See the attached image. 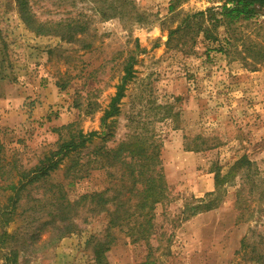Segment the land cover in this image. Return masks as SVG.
I'll use <instances>...</instances> for the list:
<instances>
[{
    "label": "rangeland",
    "instance_id": "obj_1",
    "mask_svg": "<svg viewBox=\"0 0 264 264\" xmlns=\"http://www.w3.org/2000/svg\"><path fill=\"white\" fill-rule=\"evenodd\" d=\"M173 1L169 11L171 0H0L3 163L28 170L70 135L98 133L64 158L45 188L30 192L47 196L60 183L67 201L78 202L72 232L49 242L67 223L51 210L53 199L31 218L27 198L4 228L13 238L0 248V264H10V248L17 264H97L96 243L110 233L108 264H264V61L247 67L240 42L218 51L223 27L217 41L194 29L169 40L186 16L228 2ZM208 19L205 12L191 21ZM65 22L82 31L55 33ZM38 24L51 33L36 34ZM255 28L234 30L264 44ZM129 56L133 78L118 114L101 126ZM122 142L159 153V165L142 162L166 185L151 228L125 160L110 152ZM243 157L252 164H237ZM96 194L108 203L97 207L89 199ZM200 201L212 210L194 214Z\"/></svg>",
    "mask_w": 264,
    "mask_h": 264
},
{
    "label": "trees",
    "instance_id": "obj_2",
    "mask_svg": "<svg viewBox=\"0 0 264 264\" xmlns=\"http://www.w3.org/2000/svg\"><path fill=\"white\" fill-rule=\"evenodd\" d=\"M24 9L27 8V2L24 1L20 4ZM175 9V3L171 0L168 10L173 11ZM206 13H209V19L207 24L201 22H193L191 18L203 17ZM205 12H198L192 16H186L179 25L175 27L174 30H169L168 37L169 40L173 35L186 31L193 30L196 34H201L205 40L217 41L218 37L215 32L220 27L224 28L225 38L223 42L225 46L218 48L221 53H228L232 47H236L237 42H240L242 47V53L247 54L246 66L250 67L253 63H258L264 61V44L251 40V38L244 37L240 38L235 32V28L238 24H250L255 23L256 33L261 37H264V0H228L224 2L222 6L218 8H209ZM123 12H119L118 15L121 17ZM27 15V14H26ZM140 21V16H137ZM263 17L261 20L260 18ZM63 24V23H62ZM55 26H61L59 33L66 30V33L70 31H82L81 28H75L70 22H65L63 25L61 23L55 24ZM36 34L47 35L48 32L43 30L45 26L43 24H38L36 27H31ZM228 47H230L228 49ZM251 59V62H249ZM134 57L129 56L123 64V75L120 78L118 85L116 86V91L114 96L111 98L107 110H105L103 117L101 118V126L105 125L106 120L114 117L119 112V104L121 99L125 95V89L128 82L133 78V64ZM98 133L91 132L88 135H83L79 132L77 135H70V139L63 141L57 145V148L50 150L46 155L43 156L37 164L28 170L22 169L15 162L3 163V159L0 158V248L5 246L12 238L10 234L4 229L5 226L11 221V218L15 214V211L24 206L21 202L29 198L30 205L29 215L34 218L35 215L42 210L43 206L47 201L53 199L55 203L51 205V210L55 211L56 215L59 217L62 223L66 224L61 230H59L58 237H51L49 242L57 241L64 235L71 233L70 230L73 226L72 222L69 221L71 218V213L75 211V205L71 204L66 199V193L63 192L61 184H51L46 188V194H43L39 198H33L30 192L34 189L44 187L51 180V174L58 169L61 162L69 156L72 152L77 150V147L84 146L85 142ZM127 142H122L119 144V148H113L110 150L116 159L119 161L125 160L126 170L130 172V177L133 180V189H136V194L141 197V201L137 206L140 210L145 213L142 214L144 217V227L151 228V210L153 206L160 203L163 198H165L166 185L164 178L161 175L160 170L156 167H150L145 162L151 160L156 165H159V153L158 151L152 153L151 156L146 155V148H124L128 147ZM2 148H0V152ZM246 164L250 166L252 163L247 160V158H241L237 164ZM216 184L218 182L215 176ZM45 188V187H44ZM50 196V198H49ZM85 197L84 199H86ZM89 199L95 202V205L103 206L108 203V199L103 198L100 194L91 196ZM52 202L50 201L49 204ZM26 205V204H25ZM44 209V208H43ZM212 210L211 204L205 201H200L199 206L193 208V213H200L204 211ZM52 213V212H50ZM50 215V214H49ZM51 216V215H50ZM115 216V217H114ZM52 217V216H51ZM149 217V218H147ZM119 219V215L116 213L109 220V225L115 226ZM141 227V226H140ZM143 228V227H142ZM149 228V229H150ZM148 229V230H149ZM147 229H143L140 235L145 239L148 238L149 233ZM115 239L113 236L108 234L102 241H97L96 243V261L97 264H108L105 259L104 253L109 250V248L114 244ZM10 257L6 262L10 264H17V251L14 248H10Z\"/></svg>",
    "mask_w": 264,
    "mask_h": 264
}]
</instances>
